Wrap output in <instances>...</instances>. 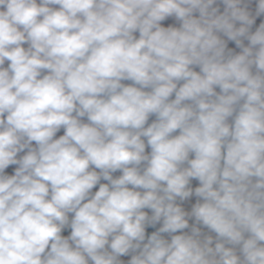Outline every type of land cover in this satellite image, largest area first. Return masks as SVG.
I'll list each match as a JSON object with an SVG mask.
<instances>
[{
    "label": "clouds",
    "instance_id": "clouds-1",
    "mask_svg": "<svg viewBox=\"0 0 264 264\" xmlns=\"http://www.w3.org/2000/svg\"><path fill=\"white\" fill-rule=\"evenodd\" d=\"M220 2L0 0V264H264V0Z\"/></svg>",
    "mask_w": 264,
    "mask_h": 264
},
{
    "label": "crops",
    "instance_id": "crops-1",
    "mask_svg": "<svg viewBox=\"0 0 264 264\" xmlns=\"http://www.w3.org/2000/svg\"><path fill=\"white\" fill-rule=\"evenodd\" d=\"M214 6L219 7L220 11L223 12V10H224V5L220 2V0H217V5H214ZM255 6H256V5H255V0H252V3H250V4L248 5L249 10L252 12L253 15L255 14ZM57 7H58V6H57ZM197 15H198V13H197ZM261 22H264V15H261L260 17H257V18H256V23L253 25L252 30L254 31L255 28H257ZM163 23H164V26H168L169 23L175 24V26H179L178 22H175L173 19H169V21H167V22H163ZM238 26H239V25H238ZM138 35H139V33L137 32V33H136V36L138 37ZM222 38L226 39V37H223V36H222ZM245 43H247V42H245ZM24 46L27 47V45H24ZM228 46H229V48H232L234 51L239 52V49H236V48H235L234 42L229 41V42H228ZM5 66H7V62H6V65H5ZM196 70L198 71L199 69L197 68ZM217 91H219V88H217ZM173 98H174V96H173ZM154 120H155V116H151L150 119H149V123H151V122L154 121ZM175 134H178V132L175 133ZM60 135H63V129H61V130L57 133L56 138H58ZM33 143H34V142H33ZM146 152H150V148H146ZM19 155H23V153H21V154H19ZM15 167H17V166H10L9 169H6V170H5V174H13V173H14V168H15ZM120 174H121V173L118 171V172H116V173H113V176H114V178H115V177L119 176ZM101 183H107V181H103V180H102ZM192 186H198V181H193V182H192ZM98 187H99V186L97 185V187L93 189V192H95L96 190H98ZM195 199H196V198L193 197L192 200H191V203H194V202H195ZM184 206L186 207V210H189V209H190V203H186ZM146 211H149V215H151L150 210H146ZM190 223H191V221H190ZM159 226H160V225H157V227H159ZM154 230H155V229L147 228V229H146V232H147V234L150 235L151 232L154 231ZM185 231H188V230H185ZM64 234H67V233H64ZM165 235H167V234H165ZM121 259H123V260L125 261V264H127V260L130 259V255H129L128 257H122Z\"/></svg>",
    "mask_w": 264,
    "mask_h": 264
},
{
    "label": "built area",
    "instance_id": "built-area-1",
    "mask_svg": "<svg viewBox=\"0 0 264 264\" xmlns=\"http://www.w3.org/2000/svg\"><path fill=\"white\" fill-rule=\"evenodd\" d=\"M123 83H125V84H130L131 81H123Z\"/></svg>",
    "mask_w": 264,
    "mask_h": 264
}]
</instances>
